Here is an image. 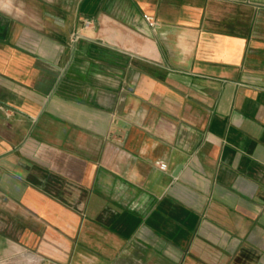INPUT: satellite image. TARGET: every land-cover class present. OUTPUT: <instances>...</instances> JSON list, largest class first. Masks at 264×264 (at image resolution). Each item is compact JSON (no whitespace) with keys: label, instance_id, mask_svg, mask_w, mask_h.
<instances>
[{"label":"crops","instance_id":"obj_1","mask_svg":"<svg viewBox=\"0 0 264 264\" xmlns=\"http://www.w3.org/2000/svg\"><path fill=\"white\" fill-rule=\"evenodd\" d=\"M31 250L264 264V0H0V255Z\"/></svg>","mask_w":264,"mask_h":264},{"label":"rangeland","instance_id":"obj_2","mask_svg":"<svg viewBox=\"0 0 264 264\" xmlns=\"http://www.w3.org/2000/svg\"><path fill=\"white\" fill-rule=\"evenodd\" d=\"M60 247V246H59ZM69 257L54 256L49 251L39 253L29 251L27 254L4 256L0 255V264H67Z\"/></svg>","mask_w":264,"mask_h":264},{"label":"built area","instance_id":"obj_3","mask_svg":"<svg viewBox=\"0 0 264 264\" xmlns=\"http://www.w3.org/2000/svg\"><path fill=\"white\" fill-rule=\"evenodd\" d=\"M145 19L148 21L149 25L151 26H155L157 24V21L154 19V17L150 16V15H145ZM94 24L93 19H89V18H85L83 20V28H88V27H92ZM82 29H76L75 31L72 32L71 35V42H75L78 38H80L82 36ZM156 164L163 170L167 169V163L163 160H159L156 162Z\"/></svg>","mask_w":264,"mask_h":264},{"label":"water","instance_id":"obj_4","mask_svg":"<svg viewBox=\"0 0 264 264\" xmlns=\"http://www.w3.org/2000/svg\"><path fill=\"white\" fill-rule=\"evenodd\" d=\"M176 174V173H175Z\"/></svg>","mask_w":264,"mask_h":264}]
</instances>
